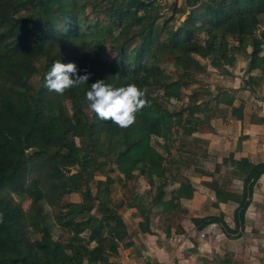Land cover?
<instances>
[{
  "label": "trees",
  "instance_id": "16d2710c",
  "mask_svg": "<svg viewBox=\"0 0 264 264\" xmlns=\"http://www.w3.org/2000/svg\"><path fill=\"white\" fill-rule=\"evenodd\" d=\"M146 1L0 0V264H114L119 243L132 249L125 221L112 207L107 171L125 182L142 178L153 187L147 208L127 205L139 211L145 228L153 217L160 226L178 223L180 200L198 190L187 178L171 188L180 170L176 163L192 167L195 175L202 172L195 158L207 154V141L193 129L208 128L219 108L213 107L216 95L204 102L197 92L181 103L188 85L183 71L198 65L194 57L214 70L234 62L237 53L253 64L264 45V0H191L190 7H196L186 12L172 4L160 23L158 6ZM174 12L185 18L169 28ZM57 60L90 74L87 83L64 95L49 92L44 77ZM167 63L174 71L164 69ZM97 80L113 88L134 83L146 90L150 106L127 129L102 121L86 111V93ZM66 102L72 103L71 113ZM224 104L241 120L242 106L232 107L230 99ZM249 122L264 126V118L254 115ZM152 138L164 142L165 155L151 145ZM186 143L195 147L188 151L192 157L179 152ZM231 157L214 164L216 181L201 188L215 195L214 209L236 202L233 227L221 214L208 215L191 219L197 232L216 224L233 238L243 228L264 161L246 164L235 193L232 174L240 163L228 168ZM103 174V180L96 178ZM71 195L78 201H66ZM22 199L28 200L25 209ZM48 209L55 210V236L44 224Z\"/></svg>",
  "mask_w": 264,
  "mask_h": 264
},
{
  "label": "rangeland",
  "instance_id": "374dc122",
  "mask_svg": "<svg viewBox=\"0 0 264 264\" xmlns=\"http://www.w3.org/2000/svg\"><path fill=\"white\" fill-rule=\"evenodd\" d=\"M146 1V0H143ZM150 2H154L159 10V20L162 21L170 16L172 13L173 7L175 9H182L183 11H188L189 9L195 8L196 6L190 7L191 0H149ZM148 2V1H146ZM172 4L174 6L172 7ZM185 15H180L176 12L172 14L171 21L167 25L169 28H175L179 25ZM249 47L247 48V52ZM263 55L257 60L255 65H252L250 61H247V57H245L242 53H237L233 55L237 64H232L227 62L223 65L224 68L221 69H212L210 68L208 62L206 60L200 59L198 57H194L197 64L196 67L190 65L191 67L183 71L187 74L186 81L188 85L185 89L182 90V100L181 103H185L187 97L197 92L200 96L199 99L202 101H208V99L214 97L215 102L213 103V107L216 108L217 106H221L218 109L217 117L213 120H210L209 127L206 128L204 126H199L194 130V136L197 135H214L217 134V137L212 138V141L209 145L210 149L207 150L205 147V152L207 154L205 156H196L195 161L198 165V169L200 172L199 175H195L192 173V167L185 166V164L176 163V166L180 167L179 173L173 177V183L171 188L176 187V182L178 180H183L185 178L189 179L190 181L194 182L198 186H203L202 183H209L212 181H216L218 174L212 173V169L214 164L221 162V159L227 157L229 153H233L231 159H229L227 163L228 168L231 167L233 161L239 162L238 170H234L232 176L234 180L231 184V191L238 192L239 190V179L241 177V173L245 168L246 164L249 163L248 159L243 158L239 155H234V150L238 149L239 146L248 147L250 150L254 143H257L258 140V131H255L249 124L241 123V121H235L234 118L229 117L230 108L223 105L224 102L227 100H231V105L233 107H237L240 103L243 104V120H248V117H253V107L258 102L259 97H263L261 92L259 91V84L262 80L263 73H264V45L262 47ZM164 69L167 72L174 71V68L170 64H165ZM249 69V72L247 71ZM254 68V69H253ZM254 70V71H253ZM181 75V71H179ZM36 78L33 79L34 85H36ZM205 91V92H204ZM206 93V94H204ZM262 99V103L264 100ZM172 106H178L177 103L171 101ZM246 104V105H245ZM245 105V106H244ZM65 108L68 113L72 111V103L66 102ZM217 109V108H216ZM253 125V124H251ZM247 126V128H246ZM249 126V127H248ZM193 127V126H192ZM178 134V133H177ZM221 135V136H220ZM208 136V137H209ZM210 136V137H211ZM248 138V139H247ZM249 142V143H247ZM151 145L162 155H165V144L160 139H151ZM178 145V144H177ZM182 149H179V152L182 154V157L188 158L192 157L193 155L188 151L194 150L191 145L186 143L183 144ZM202 147L199 148L197 151L201 152ZM171 154H174V150L169 149ZM242 153V151H235ZM245 153H250L249 151ZM243 154V153H242ZM111 168V166H110ZM113 168V167H112ZM234 169V168H233ZM224 168L220 169V176L224 175L223 173ZM73 172V171H71ZM106 175L111 179L112 184L110 186V197L111 201L113 202V210L117 212L122 219L125 221L126 231L130 234L131 238H133L132 243L134 246L132 249L123 248L122 242L118 244V254L115 257L111 258V262L114 264H157L159 261L160 264H164L165 257L161 258L162 251L165 254H177L178 248L181 249V256H189L191 257L190 251L192 250L191 244L187 239H190L192 242V238L190 236H195L196 240L205 241L208 239L209 234L219 235L222 234L220 227L218 225H210L207 226L202 232L196 233L194 226L191 222L192 218H200L206 217L208 215H218L219 210L222 212V220L227 221V219L231 217L233 210L236 207V202L230 201V204L226 205L225 207H220L219 209L212 208V203H215L216 198L213 192L206 190H202L201 193L206 199H199L198 196L194 193H190L187 199L180 200V209L178 213H180L179 220H182V225L180 224V231L183 232L184 239H181L180 245L174 239V236L171 235L172 230L171 224L166 223L165 225H159L160 220L153 217L152 219L149 218L148 226L145 228V224L143 222V218L141 217L139 211H134V208H128V204L135 205L134 207L143 208L148 206V202L150 197L153 194V187L149 188L146 186V182L142 178H136L132 182H125L121 176H119L115 171H107ZM105 174L98 175L96 178L98 180H103ZM200 183V184H199ZM203 191V192H202ZM150 194V195H149ZM16 200H18L16 198ZM66 201H78V197L76 195H71L66 198ZM214 201V202H213ZM121 203L120 205H118ZM28 200L22 199L21 206L23 209L27 208ZM45 208V207H44ZM47 211V210H46ZM55 210L48 209L46 212V216L44 219V224L46 225L47 229L50 233L54 236L56 234L55 227L52 225V218ZM232 222V221H231ZM225 223V222H224ZM163 230H161L160 228ZM159 228V230H158ZM176 229V226H175ZM115 230L120 231L121 227L116 228ZM161 230V231H160ZM176 230L175 232H177ZM88 234L85 232L82 236H87ZM223 235V234H222ZM219 236L215 237L217 240ZM225 237V236H224ZM32 239L37 238L36 234L31 236ZM128 238V237H127ZM124 241H126V239ZM152 243V247H148L147 243ZM182 244V245H181ZM204 247L199 248L203 254ZM220 247V246H219ZM218 247V248H219ZM152 248V249H151ZM220 249V248H219ZM154 253L151 254V251ZM161 251V252H160ZM168 252V253H167ZM176 252V253H175ZM143 253V254H142ZM160 253V254H159ZM210 253V252H208ZM142 254V255H141ZM145 256V257H144ZM156 256V258H155ZM214 256V255H213ZM144 257V259H143ZM146 258V259H145ZM154 258V259H153ZM179 259L181 257H178ZM194 258V257H192ZM196 258V263L198 264H210L208 260L212 261V264H218L219 261L217 259H213L211 256L203 257V258ZM194 261V260H193ZM157 262V263H156ZM194 263V262H193Z\"/></svg>",
  "mask_w": 264,
  "mask_h": 264
},
{
  "label": "crops",
  "instance_id": "0c3cea01",
  "mask_svg": "<svg viewBox=\"0 0 264 264\" xmlns=\"http://www.w3.org/2000/svg\"><path fill=\"white\" fill-rule=\"evenodd\" d=\"M262 55H263V53L261 52L259 54L257 60ZM248 60L249 59H247V61ZM257 60L252 65H255ZM231 63L237 64V61L235 60L234 62H231ZM221 68H224V67L222 66ZM221 68H219V69H221ZM246 72H249L248 68H247ZM258 89L261 92L262 96H264V73H263V77H262V80L260 81ZM262 99H263V97H259L258 102H256V105L253 107L254 113H252V115H254L257 119H259V118L263 119L264 118V102L262 103ZM223 105L229 108V106L225 105L224 103H223ZM238 106H242L241 120H236L231 115H229V117H231V118L233 117L235 121H238V122L241 121L242 124L243 123L248 124L250 117H248V120H243V118H245V116H243V109H244L243 104L240 103ZM217 108H221V106H217ZM216 117H217V115H216ZM215 118H213V120ZM209 124H210V121H209L208 125ZM249 126H251V128H253L255 131H258L259 135H257L258 136L257 138L259 141L257 143H254V146L250 150H248V147H244L243 146L244 144L242 146H239L238 149L234 150V155L236 154V155H239L242 157L244 156L243 158L248 159V162L251 164H259V163H262L264 161V126L262 124H260V125L249 124ZM246 128H247V126H246ZM208 136L209 135H197V137L207 141V146H206L207 150L210 149L209 145L212 141V138L217 137V134H214L212 136L210 135L211 137L210 136L208 137ZM247 143H249V142H247ZM239 150L242 151L243 154L241 152H239V154H237L238 152H235V151H239ZM247 151H249L250 153H245ZM229 154H231V153H229ZM240 184L241 183H239V185ZM176 187H177V183H176ZM199 187H201V186H199ZM240 188L241 187L239 186V190H240ZM200 191H201V188H198L197 191H193L192 193H194L195 196H196V194L199 195L198 196L199 199H206V197H204ZM205 192H206V189L204 190V193ZM228 204H230V201H228L227 203L218 204L217 208L219 209L220 207H225ZM218 212H219V214L222 215L223 211L219 210ZM231 221H232L231 217H230V219L228 218L227 221L226 220L224 221L225 224L229 227V229H231L233 227V224ZM180 224L182 225V220H180L178 223H174L171 225V229H173L171 235L174 236V239L177 242H179V245H180L181 239H184L183 232L179 230ZM175 226H176V229H175ZM176 230H178V231L175 232ZM200 232H202V231H200ZM196 233H198V232L196 231ZM207 236H208V239L205 241L196 240L195 236L194 237L190 236L192 238V242L190 241V239H187L189 241V244H191V247H192V250L190 251L191 257L181 256V251H179L181 249H179V248H178V251H176L177 254H172V255L165 254V252L162 251L160 256L162 259H163V257H165V260H164L165 262H163V263L164 264H197L196 263L197 257H199V258L207 257L208 258L209 256H211L213 259H217L219 261L218 264H264V174L261 175L256 180V182L253 186V190H252V194H251V197L249 200V204H248V207L246 208V211L244 213L243 228L238 229L236 237L226 238L222 234H220V236L219 235L215 236V234H212V233L207 235ZM217 236H219L218 240H217V238L215 239V237H217ZM147 246L152 247L154 245H152V243L149 242V243H147ZM203 246H205L203 249L204 252H203V254H200L201 252H199L200 251L199 248H202ZM208 252H210V253H208ZM152 253H154L153 250L151 251V254ZM144 257H143V259H144ZM178 257H181V258L179 259ZM192 257H194V258H192ZM155 258H156V256H155ZM199 258H198V260H199ZM208 261L210 264H212L211 260H208ZM157 262H156L157 264H160L159 261H157Z\"/></svg>",
  "mask_w": 264,
  "mask_h": 264
},
{
  "label": "clouds",
  "instance_id": "9594fccd",
  "mask_svg": "<svg viewBox=\"0 0 264 264\" xmlns=\"http://www.w3.org/2000/svg\"><path fill=\"white\" fill-rule=\"evenodd\" d=\"M90 74L80 75L77 65L57 60L44 77V87L57 95L79 85L87 83ZM88 107L86 111L94 113L102 121H111L121 129H127L136 122V114L150 106L146 99V90L136 84L113 88L104 80H97L86 93Z\"/></svg>",
  "mask_w": 264,
  "mask_h": 264
}]
</instances>
